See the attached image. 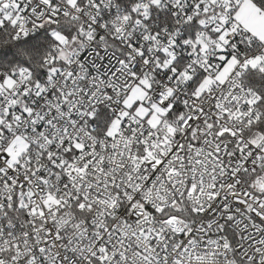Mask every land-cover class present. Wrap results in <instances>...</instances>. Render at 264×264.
I'll return each mask as SVG.
<instances>
[{
	"label": "snow or ice",
	"instance_id": "obj_1",
	"mask_svg": "<svg viewBox=\"0 0 264 264\" xmlns=\"http://www.w3.org/2000/svg\"><path fill=\"white\" fill-rule=\"evenodd\" d=\"M0 264H264V0H0Z\"/></svg>",
	"mask_w": 264,
	"mask_h": 264
}]
</instances>
